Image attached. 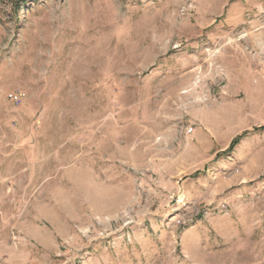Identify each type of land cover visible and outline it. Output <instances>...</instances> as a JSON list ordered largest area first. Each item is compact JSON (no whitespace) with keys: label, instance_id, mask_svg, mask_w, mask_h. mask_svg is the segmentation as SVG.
I'll return each mask as SVG.
<instances>
[{"label":"rangeland","instance_id":"obj_1","mask_svg":"<svg viewBox=\"0 0 264 264\" xmlns=\"http://www.w3.org/2000/svg\"><path fill=\"white\" fill-rule=\"evenodd\" d=\"M261 127L264 0H0V264H264Z\"/></svg>","mask_w":264,"mask_h":264},{"label":"built area","instance_id":"obj_2","mask_svg":"<svg viewBox=\"0 0 264 264\" xmlns=\"http://www.w3.org/2000/svg\"><path fill=\"white\" fill-rule=\"evenodd\" d=\"M9 98L16 104L21 101V95L19 94L12 93L9 95Z\"/></svg>","mask_w":264,"mask_h":264},{"label":"trees","instance_id":"obj_3","mask_svg":"<svg viewBox=\"0 0 264 264\" xmlns=\"http://www.w3.org/2000/svg\"><path fill=\"white\" fill-rule=\"evenodd\" d=\"M260 131H264V127H261L260 128ZM244 136L242 135V136H240L239 138H237L236 140H234L233 142H232V144H231V146H230V150H232L234 147H235V145L238 143V141L240 140V139H242Z\"/></svg>","mask_w":264,"mask_h":264}]
</instances>
